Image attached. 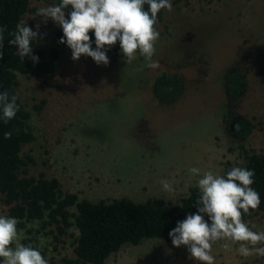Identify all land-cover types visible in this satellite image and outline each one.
<instances>
[{
  "label": "rangeland",
  "instance_id": "374dc122",
  "mask_svg": "<svg viewBox=\"0 0 264 264\" xmlns=\"http://www.w3.org/2000/svg\"><path fill=\"white\" fill-rule=\"evenodd\" d=\"M171 3L173 11L163 10L156 25L160 35L153 60L159 67L151 69L139 54L131 64L110 52L107 66L84 55L73 61L71 49L56 35L61 27L32 18L54 0H29L22 20L33 31L40 23L35 47L43 50L42 59L52 48L59 51V66L51 75L16 73L18 97L30 113L25 124L34 135L21 148L23 158L33 159L27 164L30 174L56 178L63 192L80 199L158 197L176 203L198 189L200 177L189 172L191 167L223 175L245 162L244 149L264 153V0ZM234 67L247 80L238 97L225 88V75ZM161 72L183 79L182 93L172 103L154 96L153 80ZM237 117L252 123L243 141L233 133ZM161 180L173 182L174 193L165 192ZM2 197L0 214L7 215ZM244 221L264 231V210H254ZM50 228L26 222L18 227L21 242L39 248L49 264L74 258L77 229L70 227L57 243ZM222 243L213 245L215 264H264V257L244 258L237 246L225 251ZM188 256L186 246L154 237L123 245L106 264H197Z\"/></svg>",
  "mask_w": 264,
  "mask_h": 264
},
{
  "label": "trees",
  "instance_id": "16d2710c",
  "mask_svg": "<svg viewBox=\"0 0 264 264\" xmlns=\"http://www.w3.org/2000/svg\"><path fill=\"white\" fill-rule=\"evenodd\" d=\"M54 2L59 4L60 0ZM144 7L147 10L148 6ZM29 10V0H0V27L6 29L2 48L4 55L0 59V92L7 90L10 95L17 94V72L25 74L32 70L37 76H49L59 66L57 48H52L48 52V59L43 60L44 52L35 47L34 41L33 55L39 57L38 62L34 63L29 57L21 61L16 54L17 47L8 44L11 38L9 33L15 30V25ZM70 11L71 8L65 10L66 18ZM162 15L163 10L158 13L157 24L162 21ZM56 35L59 39L63 37L62 28L56 30ZM89 35L95 48L94 32L90 31ZM105 50L122 56L119 42L110 48L106 46ZM260 79L264 84V68L260 69ZM246 84V74L239 67H234L225 75V88L233 97L243 94ZM182 90L183 79L177 74L161 72L153 80L154 96L163 103L176 101ZM17 103L19 111L15 118L7 124L0 119V193L7 206V216L17 218L20 221L18 227H25L26 222L39 221L41 228L51 227L49 233L57 243L61 241L62 235L68 234L70 227L77 229L73 249L75 257H61L63 264H106L108 257L125 244L137 245L145 238L154 237L170 241L169 232L177 226V222L196 213L195 202L199 194L196 188H192L188 195L176 203L158 197L145 201L128 197L91 201L80 199L75 193L63 192L59 181L53 177L47 178L43 172L30 174L27 164L33 159L21 156L23 144L34 140L33 133L25 124L30 113L19 97ZM231 125L233 133L241 141L246 139L252 128V123L241 117H237ZM7 131L12 132L11 139L4 138ZM243 151L245 162L239 167L254 171V184L251 187L260 196L261 203L257 210H264V153ZM248 216L244 215L243 220Z\"/></svg>",
  "mask_w": 264,
  "mask_h": 264
},
{
  "label": "clouds",
  "instance_id": "9594fccd",
  "mask_svg": "<svg viewBox=\"0 0 264 264\" xmlns=\"http://www.w3.org/2000/svg\"><path fill=\"white\" fill-rule=\"evenodd\" d=\"M145 5L148 6L145 10ZM71 8L66 18L65 10ZM161 10L173 11L171 0H60L59 4L40 7L32 17H41V23L50 19L60 26L63 37L59 43L71 49L73 61L82 55L91 57L97 65L109 64L106 55L108 48L119 42L126 64H131L142 56L145 67L156 69L159 63L153 60L155 43L159 39L156 28L158 13ZM37 31L26 26L25 20L15 25L9 33L8 44L16 46V54L24 61L29 57L34 63L39 57L33 55L32 43L38 40ZM6 29L0 27V59L3 58V42ZM94 32L95 49L89 32ZM42 38V37H40ZM18 94L0 92V119L5 124L19 111ZM12 132L4 133L11 139ZM189 172L200 177L196 181L199 190L195 202L196 213L187 215L183 221L169 232L174 247L186 246L188 259L197 264H215L212 255L213 245L223 241L225 251H235L244 258L264 257V231H255L243 220L244 215L258 209L261 201L259 193L251 187L254 184V171L245 167H232L225 175L191 167ZM162 189L174 193L173 182L161 180ZM17 218L0 214V261L2 264H49L39 248L25 245Z\"/></svg>",
  "mask_w": 264,
  "mask_h": 264
}]
</instances>
